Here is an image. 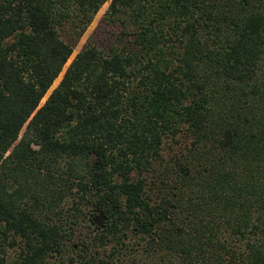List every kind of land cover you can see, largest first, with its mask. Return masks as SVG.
Here are the masks:
<instances>
[{
  "label": "trees",
  "instance_id": "trees-1",
  "mask_svg": "<svg viewBox=\"0 0 264 264\" xmlns=\"http://www.w3.org/2000/svg\"><path fill=\"white\" fill-rule=\"evenodd\" d=\"M0 264H264V0H0Z\"/></svg>",
  "mask_w": 264,
  "mask_h": 264
},
{
  "label": "rangeland",
  "instance_id": "rangeland-1",
  "mask_svg": "<svg viewBox=\"0 0 264 264\" xmlns=\"http://www.w3.org/2000/svg\"><path fill=\"white\" fill-rule=\"evenodd\" d=\"M104 7L95 15L92 22L89 24L84 34L81 36L79 42L75 47V51L79 50L81 47L88 43H93L99 48L107 50L109 45H111L115 41L116 35L119 33V26L116 24H110L105 21L103 17ZM70 61V60H69ZM56 84V83H55ZM54 84V85H55ZM45 98L42 99V102ZM21 135L18 137V139ZM17 139V140H18ZM179 143H175L173 141L167 140L163 145V154L167 160H170L178 153ZM7 152L4 156L6 158L8 156ZM152 175V174H151ZM150 175V176H151ZM97 224H100V218H95ZM87 224L84 221L79 222L75 225L73 234L71 235V239L68 241L69 245H76L79 243L80 239L84 236V232ZM16 249H9L7 254L10 257H13Z\"/></svg>",
  "mask_w": 264,
  "mask_h": 264
},
{
  "label": "water",
  "instance_id": "water-1",
  "mask_svg": "<svg viewBox=\"0 0 264 264\" xmlns=\"http://www.w3.org/2000/svg\"><path fill=\"white\" fill-rule=\"evenodd\" d=\"M32 146L37 149L39 146L38 145H35V144H32ZM88 160H89V163L90 165H94L96 163V160H97V155L94 153V152H91L88 156ZM100 218V217H98ZM101 220V219H100ZM101 223V222H100Z\"/></svg>",
  "mask_w": 264,
  "mask_h": 264
}]
</instances>
